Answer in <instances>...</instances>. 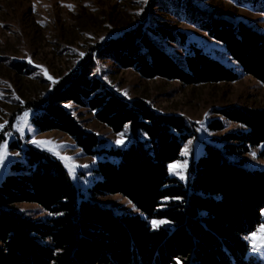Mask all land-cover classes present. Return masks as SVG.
<instances>
[{
  "label": "trees",
  "instance_id": "16d2710c",
  "mask_svg": "<svg viewBox=\"0 0 264 264\" xmlns=\"http://www.w3.org/2000/svg\"><path fill=\"white\" fill-rule=\"evenodd\" d=\"M262 6L264 10V0ZM205 29L242 73L264 82L263 32L219 17L206 21ZM152 34L186 41L183 31L139 25L94 50L98 58L147 78L199 84L241 77L237 67L194 44L180 61ZM94 64V55H87L47 97L29 101L35 110L33 124L39 133L58 130L69 135L86 156L103 152L119 159L98 162L94 172L99 177L89 190L122 194L145 216L116 214L85 199L59 159L29 146L24 160L12 163L0 183V264H260L249 254L247 235L263 222L264 169L246 168L245 158L232 157L264 142V109H218L245 129L226 133L222 147L206 143L205 154L192 160L183 182L170 174L169 165L180 159L192 137L186 118L114 91L93 76ZM69 102L88 108L115 132L129 124L130 147L99 148L103 139L83 126ZM209 127L222 130L224 124L214 119ZM23 202L36 203L47 215L16 210ZM153 220L169 225L155 226Z\"/></svg>",
  "mask_w": 264,
  "mask_h": 264
},
{
  "label": "rangeland",
  "instance_id": "374dc122",
  "mask_svg": "<svg viewBox=\"0 0 264 264\" xmlns=\"http://www.w3.org/2000/svg\"><path fill=\"white\" fill-rule=\"evenodd\" d=\"M262 4L263 0H0V183L11 172L12 163L24 160L23 151L33 146L63 163L85 199L111 208L116 214L145 216L122 194H92L89 190L99 177L94 172L98 162L119 159L111 154L106 157L103 152L86 156L69 135L58 130L39 133L32 121L35 110L27 104L47 97L64 75L77 68L87 55H94L93 76L100 77L114 91L129 99H144L159 112L186 118L192 137L184 144L180 159L169 165L170 174L186 182L192 160L205 154L206 143L222 147L226 133L245 129L227 120L218 109L231 105L264 109V82L242 73L224 45L211 38L205 22L212 17L243 21L264 33ZM139 25H164L183 31L185 42L152 36L180 61L192 44L200 46L237 67L241 77L235 81L185 84L175 79L147 78L133 68H122L111 59L96 56V46ZM67 105L73 107L86 129L103 139L99 148L126 149L132 144L129 124L115 132L88 108L73 102ZM214 119L223 122L222 130L209 127ZM15 144L19 148H14ZM263 150L264 142L232 158H245L246 168L264 169ZM15 209L34 217L47 215L36 203H19ZM262 214L263 222L247 235L249 254L260 264H264V247H257L250 237L264 225V209ZM152 223L169 225L165 220Z\"/></svg>",
  "mask_w": 264,
  "mask_h": 264
},
{
  "label": "snow or ice",
  "instance_id": "6c2138e0",
  "mask_svg": "<svg viewBox=\"0 0 264 264\" xmlns=\"http://www.w3.org/2000/svg\"><path fill=\"white\" fill-rule=\"evenodd\" d=\"M27 115V113H25V116ZM2 127V126H0ZM41 143H51L49 142H41ZM3 156L0 155V161H2ZM154 224H158V223H163V221L157 222L154 221ZM250 239L253 240V242L256 244L257 247H264V225L261 226L260 232L259 233H253L252 237H250Z\"/></svg>",
  "mask_w": 264,
  "mask_h": 264
}]
</instances>
